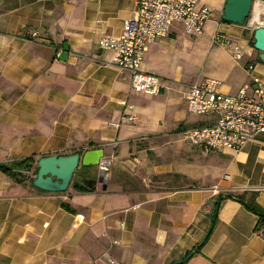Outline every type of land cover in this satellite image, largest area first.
<instances>
[{
  "label": "crops",
  "instance_id": "crops-1",
  "mask_svg": "<svg viewBox=\"0 0 264 264\" xmlns=\"http://www.w3.org/2000/svg\"><path fill=\"white\" fill-rule=\"evenodd\" d=\"M226 1L199 0L212 10L203 35L177 22L149 44L142 69L164 83L149 95L135 93L130 71L98 44L121 34L136 0H0V163L34 158L32 178L47 155L104 148L112 162L105 188L90 191H44L0 169V264H173L194 249L182 264H264L260 216L236 198L220 202L212 234L196 248L221 196L264 209V132L224 152H204L183 136L212 121L188 111L192 83L213 77L225 94L254 76L264 85L253 44L264 0H254L244 24L223 19ZM217 30L241 43L242 60L212 44ZM124 101L135 105L137 122L122 119Z\"/></svg>",
  "mask_w": 264,
  "mask_h": 264
},
{
  "label": "built area",
  "instance_id": "built-area-1",
  "mask_svg": "<svg viewBox=\"0 0 264 264\" xmlns=\"http://www.w3.org/2000/svg\"><path fill=\"white\" fill-rule=\"evenodd\" d=\"M211 16L212 10L200 5L199 0H136L135 13L124 20L121 34L104 35L98 44L101 49L113 52L112 60L118 67L130 71L131 88L135 93L159 95L164 89L163 79L142 69L149 44L168 37L177 22L182 23L187 35L201 36ZM211 40L213 45L229 50L236 60H242L247 53L237 39L224 32L215 31ZM254 68L253 64L247 66L248 70ZM220 84V80L206 77L192 83L185 93L190 113L212 118L208 124L183 131L184 138L204 152L236 151L264 132L262 80L254 76L252 83L236 94L222 93ZM123 104L122 119L137 122L135 105L126 101ZM111 164V160L104 157L98 169H103L106 175Z\"/></svg>",
  "mask_w": 264,
  "mask_h": 264
},
{
  "label": "water",
  "instance_id": "water-1",
  "mask_svg": "<svg viewBox=\"0 0 264 264\" xmlns=\"http://www.w3.org/2000/svg\"><path fill=\"white\" fill-rule=\"evenodd\" d=\"M253 4L254 0H227L223 19L232 23L244 24L251 17ZM254 40V47L260 52L259 59L264 62V25H258L255 28ZM64 48L65 50L60 54L61 59H65L68 52L66 44ZM104 157V148L89 149L83 153L75 152L67 155L52 154L43 156L37 161V172L32 177V184L41 190L50 192L67 191L70 185H74L82 191L104 189L106 175L103 169L98 170V175L86 176L82 181L73 182L79 168L98 166ZM195 251L196 249L191 251L187 257L173 264L184 263Z\"/></svg>",
  "mask_w": 264,
  "mask_h": 264
},
{
  "label": "trees",
  "instance_id": "trees-1",
  "mask_svg": "<svg viewBox=\"0 0 264 264\" xmlns=\"http://www.w3.org/2000/svg\"><path fill=\"white\" fill-rule=\"evenodd\" d=\"M254 44V42H253ZM34 158H28V159H24L22 161H18V162H14L11 164H7V163H0V169L5 172L6 174L14 177L18 182L23 183L26 180H32V178L29 177L28 172L31 171L32 167H33V163H34ZM92 166H88V167H81L78 169L77 171V175H79L80 177V181H82L86 176H89L88 171L91 170ZM224 198H236L238 200H240L242 203L245 204V206L247 208H249L251 211L257 213L260 216V220H259V226L261 229H264V209L259 206L254 200L253 201H246L242 196H234L232 194H227L225 196H221L219 198V200L217 201V206L215 209V214H214V218L211 224V227L207 233V235L205 236V238L199 243L197 244L196 248L200 249L205 242L208 240V238L210 237V235L212 234L215 225H216V221H217V213H218V208L220 205V202L224 199ZM65 208L71 212L74 211V209L72 207H70L68 204H64ZM191 251L187 252V254L185 255V257H187L190 254Z\"/></svg>",
  "mask_w": 264,
  "mask_h": 264
},
{
  "label": "rangeland",
  "instance_id": "rangeland-1",
  "mask_svg": "<svg viewBox=\"0 0 264 264\" xmlns=\"http://www.w3.org/2000/svg\"><path fill=\"white\" fill-rule=\"evenodd\" d=\"M261 11V10H260ZM180 49H179V54H181V53H183L184 51H185V49H186V43L183 41L181 44H179V46H178ZM193 68H194V66H189V71H191V72H193L194 70H193ZM195 80L194 79H192L191 81H189L186 85L188 86V85H190L192 82H194ZM111 168V165H110V167H109V169ZM98 166H94L92 169H91V171H88V174L89 175H93V176H95V175H98ZM77 179H78V176H76L75 175V177H74V179H73V182H75V181H77ZM153 184H156V183H153Z\"/></svg>",
  "mask_w": 264,
  "mask_h": 264
},
{
  "label": "flooded vegetation",
  "instance_id": "flooded-vegetation-1",
  "mask_svg": "<svg viewBox=\"0 0 264 264\" xmlns=\"http://www.w3.org/2000/svg\"><path fill=\"white\" fill-rule=\"evenodd\" d=\"M88 177H91V176H88Z\"/></svg>",
  "mask_w": 264,
  "mask_h": 264
}]
</instances>
